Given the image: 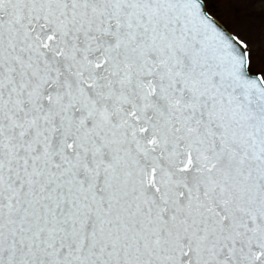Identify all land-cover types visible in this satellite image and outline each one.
Listing matches in <instances>:
<instances>
[{
  "label": "snow or ice",
  "instance_id": "6c2138e0",
  "mask_svg": "<svg viewBox=\"0 0 264 264\" xmlns=\"http://www.w3.org/2000/svg\"><path fill=\"white\" fill-rule=\"evenodd\" d=\"M0 264H264V0H0Z\"/></svg>",
  "mask_w": 264,
  "mask_h": 264
}]
</instances>
